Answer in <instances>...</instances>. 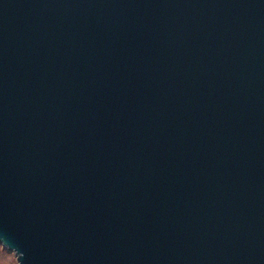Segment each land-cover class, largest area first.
Wrapping results in <instances>:
<instances>
[{
	"label": "water",
	"instance_id": "95a60500",
	"mask_svg": "<svg viewBox=\"0 0 264 264\" xmlns=\"http://www.w3.org/2000/svg\"><path fill=\"white\" fill-rule=\"evenodd\" d=\"M0 246L264 264V0H0Z\"/></svg>",
	"mask_w": 264,
	"mask_h": 264
},
{
	"label": "rangeland",
	"instance_id": "374dc122",
	"mask_svg": "<svg viewBox=\"0 0 264 264\" xmlns=\"http://www.w3.org/2000/svg\"><path fill=\"white\" fill-rule=\"evenodd\" d=\"M13 254L7 252L0 246V264H17Z\"/></svg>",
	"mask_w": 264,
	"mask_h": 264
}]
</instances>
